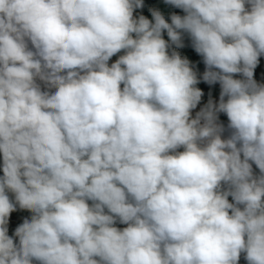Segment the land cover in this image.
Wrapping results in <instances>:
<instances>
[{
    "label": "clouds",
    "instance_id": "obj_1",
    "mask_svg": "<svg viewBox=\"0 0 264 264\" xmlns=\"http://www.w3.org/2000/svg\"><path fill=\"white\" fill-rule=\"evenodd\" d=\"M164 2L0 0V264H264V0Z\"/></svg>",
    "mask_w": 264,
    "mask_h": 264
},
{
    "label": "crops",
    "instance_id": "obj_2",
    "mask_svg": "<svg viewBox=\"0 0 264 264\" xmlns=\"http://www.w3.org/2000/svg\"><path fill=\"white\" fill-rule=\"evenodd\" d=\"M153 8L154 9H158L164 15L165 19L167 20L171 16V14L174 12V8L175 7H173V6L169 5V4H166L164 2V0H156V4H155V6ZM137 14H143L147 18H149L150 20L152 19L151 12L149 11L148 8L145 7V4H144V7L142 9H138L137 10ZM168 22L170 23V21H168ZM164 37H165V39H167L166 32L164 33ZM184 44H185V46L183 48L176 49V50L181 54L182 57H187L191 61V63L194 65V67L198 71V73L202 74L203 71H204V67H205L204 64H203V61H202V57L199 56L194 51V49L191 46V41L187 37V35H185V37H184ZM117 58H118V56L112 57L111 60H110V63L114 62ZM255 71H257L258 73H260L261 75L264 76V56H262L260 58V63L257 66V68L255 69ZM197 87L200 88V86H198V85H197ZM219 92H220V89L212 90V91L209 92L207 97L203 96L202 100H201V105H199L196 110L198 111L199 107H201V106H203L204 104L207 103V101L209 99V96H211L212 99L218 101ZM0 175H2V173H0ZM10 218H12V217L10 216ZM12 223H13L12 219H10L9 220V225L12 224Z\"/></svg>",
    "mask_w": 264,
    "mask_h": 264
},
{
    "label": "trees",
    "instance_id": "obj_3",
    "mask_svg": "<svg viewBox=\"0 0 264 264\" xmlns=\"http://www.w3.org/2000/svg\"><path fill=\"white\" fill-rule=\"evenodd\" d=\"M144 4H145L146 8L152 9L155 6V4H156V0H144ZM173 13H176V14H179V15H183L184 14L183 11L181 9H178V8H174V12ZM167 21H170V17L167 19ZM254 76H255V79L258 82L264 83V76L263 75H261L260 73L255 71ZM198 86H200V89L203 91V93H204L203 96L204 97H207L210 91L220 89L219 84L208 85V84H206L203 81H201L198 84ZM220 120L225 124V126L227 125L228 120H227L226 115L220 114ZM0 162H2V160H0ZM0 173H2V171H0Z\"/></svg>",
    "mask_w": 264,
    "mask_h": 264
},
{
    "label": "rangeland",
    "instance_id": "obj_4",
    "mask_svg": "<svg viewBox=\"0 0 264 264\" xmlns=\"http://www.w3.org/2000/svg\"><path fill=\"white\" fill-rule=\"evenodd\" d=\"M255 168V166H254ZM258 171V170H257ZM12 218V224L9 225V235H12L14 233L15 228L23 222V219L26 217L30 216V213L27 211H23V210H17L15 212H13L10 215ZM119 227H124V225H118ZM240 264H246V261H244L243 259H241Z\"/></svg>",
    "mask_w": 264,
    "mask_h": 264
}]
</instances>
